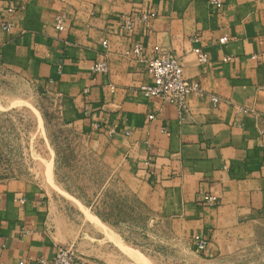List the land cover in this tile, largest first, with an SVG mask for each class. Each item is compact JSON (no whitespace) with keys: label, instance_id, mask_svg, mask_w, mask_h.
Instances as JSON below:
<instances>
[{"label":"crops","instance_id":"1","mask_svg":"<svg viewBox=\"0 0 264 264\" xmlns=\"http://www.w3.org/2000/svg\"><path fill=\"white\" fill-rule=\"evenodd\" d=\"M132 11L149 17L123 33L119 18ZM56 14L64 16L61 30ZM133 42L143 44L144 57L171 48L184 75L200 82L202 93L187 95L182 116L175 104L138 90L150 75L144 61L123 55ZM99 58L108 69L92 73ZM0 76L51 93L65 120L107 140L108 152L136 173L139 198L202 259L222 262L233 240L264 236V0H223L220 9L208 0H0ZM94 122L117 132L92 131ZM205 194L219 203L198 202ZM78 231L33 184L0 182V264L50 259ZM198 237L207 241L202 250ZM80 251L111 264L106 251Z\"/></svg>","mask_w":264,"mask_h":264},{"label":"rangeland","instance_id":"2","mask_svg":"<svg viewBox=\"0 0 264 264\" xmlns=\"http://www.w3.org/2000/svg\"><path fill=\"white\" fill-rule=\"evenodd\" d=\"M61 110L51 93L0 76V182L22 179L52 199L79 230L73 245L89 263L108 264L80 249L106 251L111 264H264L262 235L230 242L222 262L202 259L187 238L172 234L171 221L139 198L136 173L108 152L109 142L81 132Z\"/></svg>","mask_w":264,"mask_h":264},{"label":"built area","instance_id":"3","mask_svg":"<svg viewBox=\"0 0 264 264\" xmlns=\"http://www.w3.org/2000/svg\"><path fill=\"white\" fill-rule=\"evenodd\" d=\"M209 4L216 9L223 6V0H208ZM15 10V5L10 2L6 7L8 15ZM146 13H138L132 11L119 18L120 29L123 33H128L133 28L137 20L146 21L148 19ZM64 16L56 14L54 17V26L56 29L63 28ZM3 29L10 27V19L6 18L1 22ZM193 41L198 40V36L192 37ZM227 41V36L223 35L219 38V42ZM102 44L106 45V40H102ZM194 51L197 54V59L200 63L207 62L206 54L199 48L195 47ZM123 55L137 61L145 62V70L150 75V81L142 83L138 86V90L147 96L160 98L162 101L171 102L176 105L179 115H183L187 110L186 97L188 94H201L202 87L198 80L186 77L183 72V64L181 58L171 48H160L151 55L144 57V46L140 42H133L129 46L123 48ZM251 57H256L252 54ZM229 56L223 59H229ZM108 62L105 58L96 59L90 66L92 73H102L107 71ZM60 72V67L57 70ZM49 82L53 79L49 78ZM210 99L213 103L219 102V97L211 95ZM153 117V114H149ZM92 130L102 131L106 136L110 137L117 132L116 127L106 124L105 122H94L91 125ZM127 132V131H126ZM23 198H21L22 200ZM198 202L205 205H215L219 203V198L213 194H205ZM207 241L205 238L198 237L195 241V248L202 250L206 247ZM81 260V256L73 243L57 244L52 258L36 257L30 261L21 260L18 264H76ZM85 263L90 264L85 261Z\"/></svg>","mask_w":264,"mask_h":264},{"label":"bare ground","instance_id":"4","mask_svg":"<svg viewBox=\"0 0 264 264\" xmlns=\"http://www.w3.org/2000/svg\"><path fill=\"white\" fill-rule=\"evenodd\" d=\"M109 236L115 241L116 245L123 251L125 252V254H127L128 256H130L132 259H134L135 261H141V257L140 254L135 253L134 251H132L131 249H129L128 247H126L125 245H123L121 239L119 237H115L113 234H109ZM145 262V261H144ZM143 263V262H142Z\"/></svg>","mask_w":264,"mask_h":264}]
</instances>
